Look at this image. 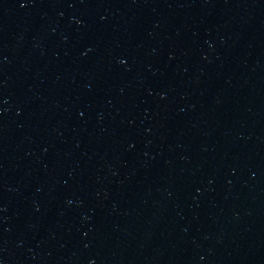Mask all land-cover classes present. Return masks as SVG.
I'll return each instance as SVG.
<instances>
[{
  "label": "water",
  "instance_id": "95a60500",
  "mask_svg": "<svg viewBox=\"0 0 264 264\" xmlns=\"http://www.w3.org/2000/svg\"><path fill=\"white\" fill-rule=\"evenodd\" d=\"M0 264H264V0H0Z\"/></svg>",
  "mask_w": 264,
  "mask_h": 264
}]
</instances>
